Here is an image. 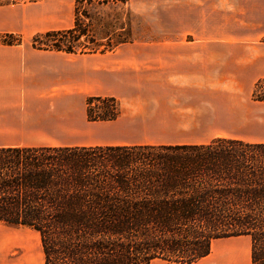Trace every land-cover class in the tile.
Here are the masks:
<instances>
[{"label":"crops","instance_id":"crops-1","mask_svg":"<svg viewBox=\"0 0 264 264\" xmlns=\"http://www.w3.org/2000/svg\"><path fill=\"white\" fill-rule=\"evenodd\" d=\"M136 1L131 38L90 54L31 45L74 27L71 0L0 5V148L199 145L247 121L264 79V0ZM91 97L116 98L120 116L89 121ZM16 234L0 227V264H44L39 234L36 248ZM227 242L194 264H227Z\"/></svg>","mask_w":264,"mask_h":264},{"label":"trees","instance_id":"trees-1","mask_svg":"<svg viewBox=\"0 0 264 264\" xmlns=\"http://www.w3.org/2000/svg\"><path fill=\"white\" fill-rule=\"evenodd\" d=\"M83 37L76 19L31 45L97 53L78 49ZM253 99L264 104V79ZM87 104L92 122L121 114L113 97ZM95 104L104 112L94 115ZM0 222L36 231L44 264H194L234 237H249L252 264H264V142L0 148Z\"/></svg>","mask_w":264,"mask_h":264},{"label":"rangeland","instance_id":"rangeland-1","mask_svg":"<svg viewBox=\"0 0 264 264\" xmlns=\"http://www.w3.org/2000/svg\"><path fill=\"white\" fill-rule=\"evenodd\" d=\"M38 0H0V5L6 3H31ZM73 6L72 18L78 19L82 29H86L88 37H83L80 40V50H97L110 51L120 43L126 42L131 38V21L135 16L130 11V7H126V2L131 0H71ZM136 2H139L137 0ZM23 44V43H22ZM102 53V52H100ZM104 105L95 104L93 106L94 115L104 112ZM121 110V109H120ZM249 116L247 121L240 124L231 123L227 127L229 132L218 134L216 138H234L241 139L248 142H262L264 141V104L254 101L249 108ZM215 138V139H216ZM214 140V139H213ZM201 145V144H199ZM0 227H8L13 231V237L17 235V230L23 229L26 236L32 240L33 246L36 248L38 243V233L34 230L20 228V226H13L1 224ZM225 241L229 243V260L227 264H244L239 262L240 255H236L235 251L247 249V258L251 260L252 242L250 238L239 237L230 240L214 241L213 254L219 245ZM213 254L210 259H212Z\"/></svg>","mask_w":264,"mask_h":264},{"label":"bare ground","instance_id":"bare-ground-1","mask_svg":"<svg viewBox=\"0 0 264 264\" xmlns=\"http://www.w3.org/2000/svg\"><path fill=\"white\" fill-rule=\"evenodd\" d=\"M244 250H237V251H235V254L238 256V255H240V259H239V262L241 261V263H242V260H243V255H244Z\"/></svg>","mask_w":264,"mask_h":264}]
</instances>
